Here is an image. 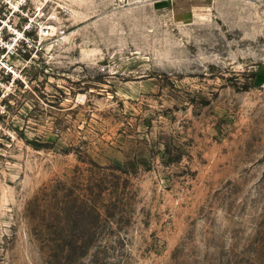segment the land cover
<instances>
[{"label":"rangeland","instance_id":"1","mask_svg":"<svg viewBox=\"0 0 264 264\" xmlns=\"http://www.w3.org/2000/svg\"><path fill=\"white\" fill-rule=\"evenodd\" d=\"M0 68V264H264V0H0Z\"/></svg>","mask_w":264,"mask_h":264},{"label":"built area","instance_id":"2","mask_svg":"<svg viewBox=\"0 0 264 264\" xmlns=\"http://www.w3.org/2000/svg\"><path fill=\"white\" fill-rule=\"evenodd\" d=\"M1 39H2V41H4L3 38H1ZM3 50H4V49H3ZM3 68H5V69H9L10 72L14 73L13 70H12V67H11V66H8L7 63H3ZM0 70H1V68H0Z\"/></svg>","mask_w":264,"mask_h":264}]
</instances>
